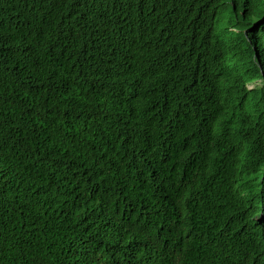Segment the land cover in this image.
I'll list each match as a JSON object with an SVG mask.
<instances>
[{
    "label": "trees",
    "instance_id": "obj_1",
    "mask_svg": "<svg viewBox=\"0 0 264 264\" xmlns=\"http://www.w3.org/2000/svg\"><path fill=\"white\" fill-rule=\"evenodd\" d=\"M230 1L0 0V264H264V0Z\"/></svg>",
    "mask_w": 264,
    "mask_h": 264
},
{
    "label": "clouds",
    "instance_id": "obj_2",
    "mask_svg": "<svg viewBox=\"0 0 264 264\" xmlns=\"http://www.w3.org/2000/svg\"><path fill=\"white\" fill-rule=\"evenodd\" d=\"M202 8V11H209L211 5L214 6L217 10H224L225 9V4L226 3H231L230 0H197ZM218 56V55H217ZM213 61V59L205 58L204 60L202 59H192L193 66L197 69L204 68L205 65L210 64ZM261 85H263V82L261 81ZM264 212V197L261 199V205H260V210Z\"/></svg>",
    "mask_w": 264,
    "mask_h": 264
},
{
    "label": "water",
    "instance_id": "obj_3",
    "mask_svg": "<svg viewBox=\"0 0 264 264\" xmlns=\"http://www.w3.org/2000/svg\"><path fill=\"white\" fill-rule=\"evenodd\" d=\"M139 1H140V2H143L144 0H139ZM211 9H216V8L211 7L210 10H211ZM210 10H209V12H210L212 15H216L217 12H218L217 10H216V11H210ZM189 57H191L190 54H189ZM187 60H188V59H187V57L185 56V57H183V58L181 59V62H182V63H185ZM260 216H261V215H260ZM260 216H259L258 218H260ZM260 221H261V219H260ZM262 223H263V222H262Z\"/></svg>",
    "mask_w": 264,
    "mask_h": 264
}]
</instances>
